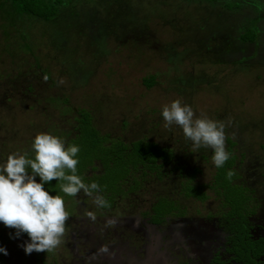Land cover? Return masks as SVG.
<instances>
[{
  "label": "rangeland",
  "instance_id": "obj_1",
  "mask_svg": "<svg viewBox=\"0 0 264 264\" xmlns=\"http://www.w3.org/2000/svg\"><path fill=\"white\" fill-rule=\"evenodd\" d=\"M63 13L52 25L37 21L27 27L32 46L39 48L40 66L49 71L50 79L47 81L39 70L16 77L14 67L13 82H0V164L13 153H27L28 158L34 159L31 147L39 133L62 138L60 129L74 130L76 112H65L67 107L58 104V97L67 99L71 107L91 110L103 133L121 135L126 141L146 136L161 145L178 148L184 156L182 129L175 125L171 130L165 129L161 115L163 106L179 98L192 107L197 117L207 116L227 126L230 123L232 129L239 131L237 137L239 141L243 139L245 146L237 148V153L244 155L234 168L250 176L246 178L254 181V198L263 200L264 176L260 173H264V0H68ZM172 52L176 54L173 56ZM21 54L23 71L34 60L28 53ZM2 55L6 58H1L0 64L12 66V58L7 53ZM151 75L156 76V83L147 86L144 79ZM88 143L79 137L70 144L80 148L77 169L82 178L84 166L94 155L93 146ZM68 146L69 142L65 147ZM199 152L188 155L189 160L194 157V165L190 163L182 173L199 167L201 172L193 180L203 186L186 182L181 189L193 194L197 193L193 189L196 187L205 192L204 184H211L215 175L222 204L230 206L233 195L232 204L241 214L245 208V183L227 179L228 170L215 173L211 155L207 164ZM112 169L106 165L98 178H91L100 183L104 193L101 195L108 203L110 197L123 194L116 206L108 210L95 208L93 197L83 191L76 199L67 196L60 189L63 181L44 184L50 195L64 199L69 214L63 245L58 246L69 250L64 264H100L97 257L90 261L74 255L75 243L79 253L93 254L96 250L91 244L95 240L106 251L116 254L121 264H126V256L131 258L134 254L126 252L134 245L140 246L141 235L134 236V228L125 230L114 221L148 213L155 194L169 190L167 181L159 185L149 176L145 185L135 190L133 183V191L124 196V190L114 180L117 172H111ZM123 170L121 167L120 175ZM133 174L138 176L140 172ZM35 179L40 182L39 176ZM132 181L129 178L124 184L126 191ZM206 193L208 199L203 203L195 198L183 199L185 207L192 210L187 216L193 214L195 207L202 210L197 215L202 214L205 206L219 207L215 193L208 188ZM163 208L167 210L168 205ZM89 212L94 214V220ZM131 232V237L125 236ZM83 240L84 245L79 243ZM23 243L21 237H14L7 246L13 264L25 260L23 252L14 251L22 250ZM138 249L137 258H144L143 251ZM231 249L243 257L241 251ZM55 250L53 259L60 264ZM96 252L102 255L105 251ZM53 259L47 261L52 263Z\"/></svg>",
  "mask_w": 264,
  "mask_h": 264
},
{
  "label": "trees",
  "instance_id": "obj_2",
  "mask_svg": "<svg viewBox=\"0 0 264 264\" xmlns=\"http://www.w3.org/2000/svg\"><path fill=\"white\" fill-rule=\"evenodd\" d=\"M66 4H68V0H0V60L1 58H4L2 55L3 53H7V55L12 58L11 62H9V65H12L10 67H5L2 66L3 64H0V82H13L14 75L11 77V74L13 69L15 70L14 67H16V72L18 73V75H15L16 77L19 75L23 76L24 74L29 75L32 71H35L33 74H36V72L39 70L46 80L50 79L49 71L40 66V54H38L37 51L39 48L32 46L33 39L28 37L29 35H27V27L31 28L34 23H37V21L46 22V24L50 25H52L54 22L57 23V21L61 19L62 14H64L63 11ZM51 41L52 40L49 41V44ZM25 53H28L32 56L34 63H30L31 65L29 64L28 69L22 71V57H20V54L24 56ZM171 54L174 56L176 53L172 52ZM167 55L170 57V53L167 52ZM15 58L17 59L15 60ZM24 58L25 57H23V59ZM155 79L156 76L151 75L144 79V82L147 86H152L156 83ZM30 90L31 86L29 85L28 91ZM50 99L52 101L53 98ZM56 99H59L58 104L61 103L63 107H67V111L65 112L74 111L77 115V118L75 117L76 126L74 130L69 131L60 129L58 131L61 134V139L65 141V145L69 142L70 146L72 141L81 137L87 139L90 142L88 145L93 146L94 155H92L89 163L84 166V170L82 172L85 183H92L94 181L96 182L97 180L95 178H98L102 174L106 165H108V167L111 169L113 167L119 166L112 169L111 172H117L115 174L114 180L120 184L122 190L125 189L124 184L129 178H133L132 184L129 186V188L133 185V183L136 184V188H139L140 186L142 187L145 185V183H147L149 176L150 178L155 179V182L159 185L162 181H167L169 183L168 185L170 186L171 194L159 193L158 198L153 203L154 206L152 207V209L154 208L155 211L157 208H159L157 209V214L161 218L162 215H167L169 213L172 214L173 211L175 212L178 210V208H180L182 203L178 201L177 198L183 199L184 197H192L201 201L208 199V196L204 191L200 192V188H196L197 185L198 187H201L200 185L202 184L193 180L196 177V174L201 172L200 168L194 167L191 172L185 175L182 173L185 171V169L187 170V167L190 165V163H194V157L189 160L188 156L192 153L190 152L192 145L189 140L185 139L184 141V137H181V143L183 145L182 151L184 156H181L178 153V151H180L178 148L161 145L156 141L150 140L146 136L126 141L123 137H121V135L112 136L108 132L103 133L97 123L98 118H96L91 110L71 107L65 98L58 97ZM50 127H52V124ZM225 133L227 137L226 150L230 153L229 159H231V161H227L222 168H216L213 164L212 166L215 168L214 171L216 173L218 170L217 172L221 173V170H232L235 173L232 177V181L234 183L247 184V182H250L251 179L248 180L246 177L250 178V176L245 173L244 175L243 173L240 174V172L234 168V166L237 165L238 158L242 159L241 157L244 155V153L238 154L237 148H243L245 143L243 139L239 141V136L237 137L239 131L232 129L230 123L229 126H226ZM177 143H180V141L177 140ZM199 151L201 157L204 159V161H207L208 164L210 155L212 156V151L210 149L204 148H201ZM128 160H130V162H127ZM121 167L124 168V170L121 171L123 172L122 175H120ZM135 171H139L140 174L135 176L133 174ZM260 174L264 176L263 172ZM93 177H95L94 181L91 180ZM216 177L218 176L216 175ZM260 181H257L258 184ZM186 182L192 183L191 185L193 186L196 185V187H193V189L197 193H186L184 190H182V185ZM178 183H180L179 186ZM97 184L100 183L97 182ZM204 187L208 188V190H212L217 198L220 197V191H216V189H219V187L216 185L215 175L213 182L209 185L204 184ZM245 187H247V185ZM129 191H133V189H129ZM203 192L204 195L201 196V193ZM102 193L103 192L101 191L99 194L101 195ZM126 194L127 193L124 191V196H126ZM118 199V195L116 197H110L107 208L111 207L112 203L113 205L117 203ZM163 205H168V209L165 210ZM144 213L147 214V212ZM10 229L11 228L5 227L3 223H0V247H5L7 245L8 238L6 233L7 231H10ZM48 253L50 254L51 252ZM35 255L36 254L32 255L30 258L32 259L30 264H34V260L36 258ZM38 258L39 255H37L36 259L38 260ZM4 259V254L0 253V263L4 262ZM18 262V264H23L25 260Z\"/></svg>",
  "mask_w": 264,
  "mask_h": 264
},
{
  "label": "clouds",
  "instance_id": "obj_3",
  "mask_svg": "<svg viewBox=\"0 0 264 264\" xmlns=\"http://www.w3.org/2000/svg\"><path fill=\"white\" fill-rule=\"evenodd\" d=\"M161 115L165 129L171 130L173 125L182 129L185 139L191 142L190 152L210 149L216 168H222L229 160L224 122L203 115L197 117L192 107L179 98L163 106ZM32 150L34 159L28 158L27 153H13L0 164V223L14 229L15 237L27 234L29 240L22 245L25 254L54 251L62 242L69 219L64 199L50 195L44 188L45 183L63 181L60 189L67 196L77 197L83 191L93 197L98 207L108 206L107 200L99 194L100 185L85 183L78 175L79 146L65 147L61 138L39 133L33 140ZM234 174L229 170L227 179L231 180ZM36 176L40 182H36ZM88 216L95 219L91 212ZM0 253L8 254L4 247H0Z\"/></svg>",
  "mask_w": 264,
  "mask_h": 264
},
{
  "label": "flooded vegetation",
  "instance_id": "obj_4",
  "mask_svg": "<svg viewBox=\"0 0 264 264\" xmlns=\"http://www.w3.org/2000/svg\"><path fill=\"white\" fill-rule=\"evenodd\" d=\"M151 181L156 183V180L153 178ZM246 185L245 208L241 214L237 213L235 210L236 205L232 204L234 200V196L232 195L230 197V206L223 205L222 199L219 197L217 198L219 207L206 209L205 206L201 215H197L201 208L195 207L193 208V214L187 216L190 215L189 211L191 212L192 210L185 207L183 199L188 200L192 197H184L183 199L177 198V200L182 203L178 210L175 212L173 211L172 214L162 215V218L157 214V209L159 208H157L156 211L154 208H151L147 214L140 212L139 216L136 218L123 216L122 218L116 219L114 221L116 226L122 225L123 228L126 227L125 230L128 227L134 228L135 233H127L125 236L128 235V237H131L133 233L134 236H137V234L142 236L139 237V241H142L139 244L140 246L137 247L134 245L133 248H131V251L133 250L132 252L130 250L126 252L130 254L134 253L131 258H128L129 254L126 256V264H264V198L263 200L262 198H254V181L247 182V184L245 183V186ZM129 189L130 188H128L127 191L124 189V191L129 194L131 193ZM160 194H171L170 187L168 191ZM205 194L207 195L206 190ZM158 195L159 192L155 194L153 203L157 200ZM122 196L123 194L118 195V201ZM82 199H84V197ZM201 202L203 203L205 200ZM153 203L151 207L154 206ZM112 206H116V203ZM97 207L98 206L95 208ZM111 207L100 208L108 210ZM14 231V229H10V231L6 233L8 238V243L4 247L6 250L10 246L11 240H13L10 236L15 237ZM19 237L23 239L24 243L29 240L28 236L24 234H21ZM84 241L85 240L79 243L84 245ZM98 241L102 242L101 239ZM93 243L91 244L93 250L99 251L101 249L105 252L102 253V255L96 251L91 255L88 253H79L78 245L75 243V257L87 258L90 261L97 257L100 259V264H121L120 258L116 256V254L106 251L107 249H105L103 245H99L96 240L93 241ZM231 247L241 251L243 257L238 256ZM251 247L252 250L250 251ZM136 248H139L138 251H143L145 255L144 258H137L136 253L138 252ZM187 249H189V251L191 250L190 254H188L189 252ZM67 250L68 249L65 247L63 248V246L57 247L55 250L60 264H64V257L69 254V250ZM82 250L86 251L83 246ZM14 251L24 253L23 257L25 262L23 264L31 263V254H25L23 248L22 250L14 248ZM34 254H36V258L37 255H39L38 260L35 258L34 264L56 263L53 259L54 256L52 252L50 254L48 252H34ZM248 255H250L248 258L244 257ZM4 257V262L0 264H13L10 261L12 258L10 255L7 254L4 255ZM50 258L54 260L52 263L47 261ZM19 261H21V259ZM18 263L19 262H17V264Z\"/></svg>",
  "mask_w": 264,
  "mask_h": 264
}]
</instances>
